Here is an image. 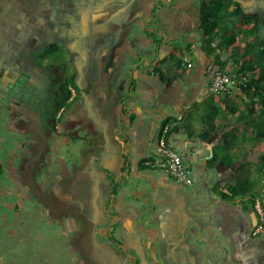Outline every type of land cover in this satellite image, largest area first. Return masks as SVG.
<instances>
[{"label":"crops","instance_id":"1","mask_svg":"<svg viewBox=\"0 0 264 264\" xmlns=\"http://www.w3.org/2000/svg\"><path fill=\"white\" fill-rule=\"evenodd\" d=\"M143 1L153 2L0 0V79L11 78L17 59L26 56L23 51L38 46L76 48L79 65L90 59L95 77L94 86H85L75 98L77 123L87 135L74 136L72 153L66 149L69 139L61 138L53 160L31 161L26 139L11 119L10 132H19L25 146L17 166L0 159V251L9 256L7 242L27 237L19 227L37 225L53 229V248L62 241L64 250L52 254L61 264H264V227L257 230L255 209L258 201L264 206V143L242 134L243 120L251 122L241 115L249 100L236 87L227 107L225 96L211 92L212 58L202 51L201 39L193 43L184 37H195V29L202 37L199 0L152 5L155 14L147 21ZM257 2L243 5L256 12ZM140 23L142 30L133 31ZM167 31L177 33L176 42ZM242 36L237 42L244 45ZM187 44L198 64L186 54L187 66L176 67L169 59L163 76L153 71L174 48L185 50ZM81 48L90 54L79 53ZM225 54L226 60L233 56L230 49ZM235 67L230 61L227 69ZM107 81L115 92L111 100L99 88ZM120 91L124 105L119 109L112 104ZM209 111L217 115L214 128L206 120ZM234 131L239 133L230 135L226 147L224 136ZM162 138L182 155L193 185L176 182L163 169ZM9 171L11 185L3 178ZM236 186H241L237 192ZM35 212L39 221L32 217ZM30 243L29 256H46V262L48 247L41 243L35 254L36 242ZM13 246L17 253L24 249Z\"/></svg>","mask_w":264,"mask_h":264},{"label":"flooded vegetation","instance_id":"2","mask_svg":"<svg viewBox=\"0 0 264 264\" xmlns=\"http://www.w3.org/2000/svg\"><path fill=\"white\" fill-rule=\"evenodd\" d=\"M57 49V52L50 54L46 51L47 48L41 46L28 48L23 51L26 56L19 57L11 68L13 76L0 79V108L12 111V122L26 139L25 145L31 161L37 158L45 159L46 162L53 160L57 151L56 140L61 138L67 141L69 139L66 149L72 153L69 134L77 128V122L81 121L75 98L82 96L85 86L93 87L95 82L92 81L94 76L90 59L82 65L83 70L74 57L76 48ZM78 52L86 56L90 54L88 48L78 49ZM63 55L68 62L55 59ZM187 57L186 60L189 58ZM210 69H215L213 64ZM84 77L87 80H83ZM72 78L73 83L68 84L71 95L62 105L68 93L65 85ZM85 118L89 119L88 114ZM46 165L49 166V163ZM40 166L33 163V168Z\"/></svg>","mask_w":264,"mask_h":264},{"label":"trees","instance_id":"3","mask_svg":"<svg viewBox=\"0 0 264 264\" xmlns=\"http://www.w3.org/2000/svg\"><path fill=\"white\" fill-rule=\"evenodd\" d=\"M244 0H199V17L200 28L202 30L201 49L207 58H212L215 69L210 71V75H215L217 72H228L234 76L240 83L238 87L244 91L249 102L247 109L242 113V118L248 117V120H243L244 130L242 134L255 136L256 139L264 143V38L260 35V30L264 28V0H256L257 4H261V9L257 6V11L252 12L243 5ZM264 10V9H263ZM150 34V32H147ZM238 35L242 36L244 45L237 42ZM153 36V33H152ZM162 41V39H161ZM157 41V43H161ZM230 49L233 56L229 59H224V53ZM58 50L55 46L47 47V52L53 54ZM191 45L187 44L186 49H174L171 55L158 63L153 69L155 73L163 76L164 64L170 61L176 67L187 66L185 59L186 54L192 56ZM233 61L236 64L235 70H228V64ZM163 66V67H162ZM168 68V65L165 69ZM186 68V67H185ZM246 79L243 80L241 77ZM213 78V77H212ZM211 78V81H212ZM74 78L69 80L65 85L68 93L65 95L62 105L71 95V90L68 88L70 82L73 83ZM224 93L222 96L225 102L228 103V95ZM234 112L237 107L232 105ZM216 114L212 111L208 112L207 122L211 128H214V120ZM169 120L164 121V126ZM252 130V131H251ZM238 131L231 134H226L225 146L229 145L230 135L237 136ZM260 173L264 174V155ZM241 188V186H239ZM238 186L233 190L238 191ZM112 203V201L110 202ZM260 222L258 216V223ZM119 243V242H116Z\"/></svg>","mask_w":264,"mask_h":264},{"label":"rangeland","instance_id":"4","mask_svg":"<svg viewBox=\"0 0 264 264\" xmlns=\"http://www.w3.org/2000/svg\"><path fill=\"white\" fill-rule=\"evenodd\" d=\"M146 1L147 2L153 1V2L152 3H145L143 1V3L147 5L146 9H147V12H148L147 15L144 16V18H143L144 21H147L148 18H152V16L155 14V9H153L154 6L158 7V5H163V3L166 2L167 0L166 1L165 0H160V1L146 0ZM152 5H154V6H152ZM140 25H142V23H140L139 25L134 26L133 31H137V30H140V29L142 30V26H140ZM153 28L154 27H152V29ZM173 32H175V31H173ZM173 32L172 31H170V32L167 31V33L169 35H171L172 39L176 42L177 33L176 32L173 33ZM263 32H264V29H263ZM194 33L196 34L195 37L185 36V35H184V37H186V40H188V41L192 40L193 43H199L200 39H201V32H200L199 29H195ZM262 34L264 35V33H262ZM224 58H226V54L224 55ZM55 59H57V60L61 59L60 61H62L64 59L63 61H65V62L69 61L66 58V56L64 57V55L63 56H57ZM191 59L197 61V64H198L199 58L195 54L191 56ZM71 70L72 69H70V72H71ZM111 84L112 83L110 81H107L106 85L104 84L102 86H99V88L102 89L101 93L106 92L107 95H109V98H110V96L113 98V94L112 93H115L111 89ZM121 94H122L121 91L119 93H116L117 99L115 100V104H112L114 107L115 106L119 107V109L121 108L120 105L121 106L124 105L123 103H120L121 100H119ZM110 100H111V98H110ZM122 100H123V98H122ZM106 105L107 104H105L103 106V110L107 109ZM200 109H202V108L201 107L196 108V112L199 111ZM0 115H3V117H4V119H2L1 124H0V127H1V129H0V132H1L0 159L5 161V162L8 161V160H13L12 161L13 165L17 166V163H20L21 157L24 156L23 153H24V146L25 145H24V142H23L22 138L25 139V137L21 136L22 137L21 138L19 132L18 133H15L14 131L10 132V129L12 130V126H11V119H12L11 116H12V114L7 109L0 108ZM121 116H123V115H121ZM83 128H84V126H77V128H75V130L69 134L70 137H71V141L69 143V148L72 149L73 151L77 150V147H76L77 144L73 141V139H74L73 137L75 135H80V136H84V137L87 135V134H85V130H83ZM144 129H146V128H144ZM150 129L154 130V127L151 125ZM9 132L13 136H11V134H8ZM177 152L180 154L179 151H177ZM181 157H182V155H181ZM183 161L185 162L184 159H183ZM5 177H8L7 178V185H11L13 183V178L14 177L10 175V171H9V174H8V172L3 174V178H5ZM261 177H263V176H261ZM3 178L1 177V179H3ZM113 179L115 181V179H117V176L114 177ZM104 187H105V189L108 188L107 186H104ZM3 188H5V187H2V189ZM9 194L11 196H14L13 192H11ZM3 205H4V203H3ZM37 216H38L37 212L32 214V217L34 218V220H37ZM44 220H51V219L45 217ZM141 220L142 221H146V219H141ZM37 221H39V220H37ZM85 222L89 226L90 223H91V220H86L85 219ZM43 224L45 225V223H43ZM7 228H8L7 230H9V226ZM18 230L20 232H22V231L25 232L24 236H27V237L24 238V239L18 238V240H16V241H10L9 246H8V242H7L6 248L8 249V247H9V256H8L7 253H5L4 250H1L0 251V253H1V255H0V264H10V263L11 264H61V258L54 257L52 254L55 253L56 251L64 250L63 249V243H62V241H60L58 246L57 247L55 246L56 248H53V246L51 244V241L53 242V240H52V238H49L50 232L53 230L52 228H50V230L48 231V229H45L43 226H41L39 228L37 225H33V226L32 225H30V226L21 225ZM7 233H8V231H7ZM97 235L99 236V234H97ZM29 236H31V237H29ZM31 238H32V240L34 242H36L35 249H34L35 254H38L37 250H40V249L42 250L41 247L43 245L41 243L45 244L48 247L47 261L46 262H45V257L46 256H29L30 251H31V249L33 248V245H34L33 243H30ZM100 238H102V237H100ZM14 244L22 245V246H24V249L19 250V253L14 252V251L18 250V249H15V247L13 246ZM12 246H13V248H12ZM82 257L84 258V256H82ZM85 261H87V259H85ZM151 261H153V260H151Z\"/></svg>","mask_w":264,"mask_h":264},{"label":"built area","instance_id":"5","mask_svg":"<svg viewBox=\"0 0 264 264\" xmlns=\"http://www.w3.org/2000/svg\"><path fill=\"white\" fill-rule=\"evenodd\" d=\"M241 78L243 80L246 79L244 76H242ZM239 83L240 82L236 80L230 73L220 71L213 76L210 90L213 94L220 96L238 87ZM160 146L161 161L165 172L180 184L187 186L193 185L194 178L191 174V171L184 164L183 158L180 156V154L173 147H171L170 144L167 143L166 139H161ZM262 198L263 202L264 190ZM255 209L260 219L257 230L260 231L264 227V206L260 201H258L255 204Z\"/></svg>","mask_w":264,"mask_h":264}]
</instances>
